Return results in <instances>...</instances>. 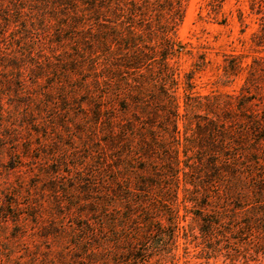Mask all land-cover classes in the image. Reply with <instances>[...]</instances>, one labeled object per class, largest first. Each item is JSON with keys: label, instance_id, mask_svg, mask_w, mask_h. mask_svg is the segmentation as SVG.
Instances as JSON below:
<instances>
[{"label": "trees", "instance_id": "16d2710c", "mask_svg": "<svg viewBox=\"0 0 264 264\" xmlns=\"http://www.w3.org/2000/svg\"><path fill=\"white\" fill-rule=\"evenodd\" d=\"M188 1L0 0V37L31 39L39 52L49 40L60 95L83 97L116 162L106 190L86 199L79 221L54 229L49 255L33 264H203L192 261V240L205 264L224 252L264 264V55L225 59L224 83L246 73L238 93L196 90L210 60L203 51L190 72L180 67L196 55L178 36ZM204 2L228 22L229 0ZM248 4L238 18L247 27L257 15L252 41L264 46V0Z\"/></svg>", "mask_w": 264, "mask_h": 264}, {"label": "rangeland", "instance_id": "374dc122", "mask_svg": "<svg viewBox=\"0 0 264 264\" xmlns=\"http://www.w3.org/2000/svg\"><path fill=\"white\" fill-rule=\"evenodd\" d=\"M204 4V0L187 3L178 36L196 55H183L180 67L190 72L200 52L207 51L210 64L196 73V90L238 93L246 73L224 83L222 64L231 53L244 55V64L264 55V46L252 41L260 20L247 15V27L239 20L237 8L249 9L248 0H229L225 10L232 13L225 24L209 17ZM48 41L41 43L45 50L39 52L32 50L31 39L0 37V264H33L35 257L46 258L54 229L79 221L86 199L106 190L100 184L102 177L113 175L116 167L114 148L104 141L105 130L89 126L93 118L83 112V97L78 94L64 101L60 95L54 81L60 66L46 62L45 54H52ZM179 94L183 101L182 86ZM185 241L180 238L181 253ZM188 246L192 261L205 264V258L193 256L202 246L196 240ZM224 253L212 258V264H245L243 258L231 260ZM260 256L264 263V255Z\"/></svg>", "mask_w": 264, "mask_h": 264}]
</instances>
